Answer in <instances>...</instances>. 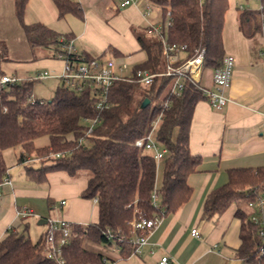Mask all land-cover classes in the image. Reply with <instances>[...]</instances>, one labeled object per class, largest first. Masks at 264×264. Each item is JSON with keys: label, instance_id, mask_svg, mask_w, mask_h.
I'll use <instances>...</instances> for the list:
<instances>
[{"label": "trees", "instance_id": "16d2710c", "mask_svg": "<svg viewBox=\"0 0 264 264\" xmlns=\"http://www.w3.org/2000/svg\"><path fill=\"white\" fill-rule=\"evenodd\" d=\"M57 17L73 14L83 18V10L74 0H51ZM28 0H13L14 14L24 38L30 47L54 45L61 35L40 22L27 23L24 12ZM162 11V24L169 18V25L159 33L147 28L134 29L136 40L146 58L138 68L152 72L163 67L161 35L170 43H184L190 54L204 48V68L221 65L225 55L222 43L224 14L228 0H151ZM257 11L243 7L238 15L240 29L247 37L260 29ZM161 24V25H162ZM88 57V56H86ZM7 46L0 40V75L3 62L7 61ZM35 80L23 81L0 89V182L6 176L7 166L3 152L15 150L16 161L24 164L26 176L36 183L46 181L47 173L63 171L68 176H85L86 185L80 195L96 199L97 221L85 226L75 225V235L64 248L67 264H105L100 252L83 246L85 240L107 244L104 231L108 228L123 238L120 253L131 254L134 246L129 243L134 234L132 222L139 216L161 218L176 212L186 203L192 188L187 182L200 163V157L189 150V132L192 113L199 100H205L191 80H185L181 95L169 94L172 78L157 76L149 85L118 80L107 92L108 107L98 108L93 90L76 92L57 85L52 97L30 103ZM144 99L148 103L142 106ZM168 100L156 139L168 154L160 161L134 145L149 128L150 119L160 111V104ZM3 108H6L3 111ZM98 117L101 121L84 144L76 138L83 135V119ZM45 139L44 143L38 140ZM59 153L58 157L51 154ZM39 161L34 166L33 160ZM26 160H30L25 163ZM160 168L159 181L156 177ZM86 171L88 173H81ZM8 174V173H7ZM227 181L212 189L205 197L202 218L212 219L235 204V216L240 219V245L236 257L251 264H264V247L258 225L248 219L243 209L248 201L264 195V165L238 167L227 170ZM155 188L157 205L151 202ZM43 234L35 241L23 228H9L0 239V264H55L42 251Z\"/></svg>", "mask_w": 264, "mask_h": 264}, {"label": "crops", "instance_id": "0c3cea01", "mask_svg": "<svg viewBox=\"0 0 264 264\" xmlns=\"http://www.w3.org/2000/svg\"><path fill=\"white\" fill-rule=\"evenodd\" d=\"M74 1L83 10L82 19L69 13L58 18L51 0H28L24 20L40 22L62 36L68 35L74 49L84 56L125 57L136 65L145 60L133 29L161 25L162 11L158 6L152 5L145 12L142 0L122 9L116 6V0ZM240 6L251 7L248 0H228L222 29L224 54L234 57L231 85L226 93L231 99L219 110L199 100L192 113L189 150L200 157V163L187 178L192 188L189 200L176 212L159 219L137 255L124 257L121 247L89 241L87 248L100 252L105 264H158L163 254L170 256V264H251L235 255L240 245V219L235 216V204L212 219L202 218L206 195L227 181L228 169L264 165V37L260 29L250 37L241 31ZM10 26L22 31L13 0H0V40L4 41ZM211 75V68H204L199 83L211 85ZM8 150L3 157L11 184L0 187V239L9 228H24L35 241L43 234L47 217L66 219L74 226L97 221L96 202L80 195L86 185L85 176L70 177L63 171H51L45 182H33L26 176L24 164L17 163L15 150L7 159ZM31 164L38 165L39 161L35 159ZM156 177L159 181L160 168ZM21 208L30 209L32 215L19 217L17 211ZM243 209L246 213L251 211L247 205ZM192 229L197 235L191 233Z\"/></svg>", "mask_w": 264, "mask_h": 264}, {"label": "built area", "instance_id": "2783aa9c", "mask_svg": "<svg viewBox=\"0 0 264 264\" xmlns=\"http://www.w3.org/2000/svg\"><path fill=\"white\" fill-rule=\"evenodd\" d=\"M136 0H116V6L120 9L130 6ZM259 8L256 9L257 17L260 24L261 34L264 37V0H257ZM241 7V6H240ZM242 8V7H241ZM151 9L150 5H145V12ZM169 18L162 25H151L149 32L159 33L161 27L166 28L169 25ZM161 46L163 55V67L159 71L152 72L145 68H138L136 64H132L125 57H86L78 53L71 44V41H66L63 37L59 38V44L56 48V58L60 59L62 66L60 72L54 73L51 71L37 72L34 77H29L32 80H40L46 77H54L59 79L61 86L72 89L76 92L84 91L85 89L93 90V98L95 99L98 108L108 107L107 92L111 84L118 80L134 81L143 85H149L157 76L172 78L169 94L173 97H178L184 87L185 80H191L197 84L202 94L205 96V101L210 107L219 110L231 99L227 96V90L231 85L232 72L234 68V57L230 54H225L222 58L221 65L211 68V85L205 86L199 83L200 75L204 69V48H199L190 54L188 46L184 43H170L166 40L165 35H161ZM264 53V41L261 45ZM25 78L17 75L2 74L0 75V89L8 85H13L23 81ZM42 99H36L32 94L28 97V101L33 103ZM170 105L168 100L160 104V111L153 116L149 121L148 131L141 137L134 140V145L149 153L156 163L168 154L167 148L156 139L157 129L163 120L164 110ZM6 108H3L5 111ZM98 117L83 119V135L76 138L78 144H84L86 139L93 129L100 123ZM261 129L264 133V109L262 110ZM51 157H58L59 153L51 154ZM30 160H26L27 163ZM3 184H11V181L6 173V176L0 182V187ZM96 202V199L94 198ZM151 202L154 206L157 205V195L155 188L152 190ZM65 201H61L64 204ZM247 207L251 209L248 213V219L259 227V234L264 240V195L256 197L254 200L247 202ZM17 215L21 218L32 215V211L27 208L18 209ZM159 217L153 216L147 218L139 215L133 222L132 228L134 234L129 240V243L134 246L133 254H139L140 248L147 242L148 234L153 230L159 221ZM46 228L43 232L42 251L47 259L55 264H67L64 258V248L70 243L71 238L75 235L73 231L74 224L62 218L47 217L45 220ZM193 235H197L195 229L191 230ZM109 243L121 247L123 244L122 236L115 234L110 229L104 231ZM264 254V247L259 248L258 255ZM158 264H170V256L163 254L158 260Z\"/></svg>", "mask_w": 264, "mask_h": 264}, {"label": "rangeland", "instance_id": "374dc122", "mask_svg": "<svg viewBox=\"0 0 264 264\" xmlns=\"http://www.w3.org/2000/svg\"><path fill=\"white\" fill-rule=\"evenodd\" d=\"M248 1L251 6L250 8H259V2L257 0ZM142 2H144V4L150 5V7H152L153 5L151 0H142ZM2 12L4 15L5 11ZM3 40L5 41V44L7 46L8 60L2 63L1 69L6 74L17 75L21 78H29L34 77L37 72L42 71H47L48 73H50L51 71H54V73L60 72L62 62L60 59L56 58V49L54 45H49L47 47H30L26 43L21 29L19 32H17L11 26L9 27L7 33H5ZM103 57L107 58V55L105 54V56ZM59 84V79L54 77H46L40 80H36L32 86L31 94L36 99L47 101L52 97L56 86ZM38 142L44 143L45 139L42 138L38 140ZM12 155L13 151L8 150L6 154L7 159L9 158V156L12 158ZM81 173L88 172L83 171ZM27 234H31L32 236V233L30 232H27ZM31 238L34 239L35 237L33 236ZM87 245H90L89 241H85V244H83V246L86 248Z\"/></svg>", "mask_w": 264, "mask_h": 264}, {"label": "water", "instance_id": "95a60500", "mask_svg": "<svg viewBox=\"0 0 264 264\" xmlns=\"http://www.w3.org/2000/svg\"><path fill=\"white\" fill-rule=\"evenodd\" d=\"M148 102H149L148 99H144L142 106H145Z\"/></svg>", "mask_w": 264, "mask_h": 264}]
</instances>
